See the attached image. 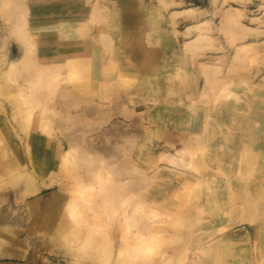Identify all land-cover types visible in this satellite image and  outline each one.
<instances>
[{"label":"rangeland","instance_id":"rangeland-1","mask_svg":"<svg viewBox=\"0 0 264 264\" xmlns=\"http://www.w3.org/2000/svg\"><path fill=\"white\" fill-rule=\"evenodd\" d=\"M1 189L0 264H264V0H0Z\"/></svg>","mask_w":264,"mask_h":264},{"label":"bare ground","instance_id":"bare-ground-1","mask_svg":"<svg viewBox=\"0 0 264 264\" xmlns=\"http://www.w3.org/2000/svg\"><path fill=\"white\" fill-rule=\"evenodd\" d=\"M187 43H185V44H187ZM72 101L73 100H67V102H65V101L57 100L56 101V105L60 108L61 112L62 111L64 112V109H65V106L67 105V103H70ZM120 110H121V105L120 104H113L110 107H108V110L102 111V112H98V110H96L95 107H91V108H88L86 111H83L82 112V114H83L82 116L83 117L89 116V117H93L94 118L96 116H93V115L96 114V113L99 114L98 116H102L104 113H109V114L110 113H112V114L115 113L116 114V113L120 112ZM63 122H64V118H60L58 120H54V125L57 128V130H58L57 133H59L60 136H62V138L65 139L64 146L60 142H58L57 145H56L58 147V149H60L59 152H57L60 156H66L67 153L72 148H75L77 146H81V142H83L84 146H86L94 155L98 156L103 161L114 160V162H117V161L120 160V152L118 153L117 150H115L114 148H116V144H118L117 141L121 137H123L125 134H128L127 132H125V129H127L128 127H125L124 125L111 124L109 126L110 128L103 129V131H104V132L102 131L103 132V137H102L101 141H99V143L96 144L94 142L93 143H89L87 141L88 139H86V142H85V137L81 133H76V134L73 133V134H65V135H63V133H64V132H62ZM141 127H142V124L139 125V132L137 133L138 136H142ZM135 128L136 127H135V123H134V124L131 125L130 130H133V132H135L136 131ZM46 140L49 141V139H46ZM3 190L4 189L0 190V248L3 246V244L6 245V244L11 243L12 240H13V236L17 232V230H20L22 227L26 226L25 225V219H24V217H22L21 213L18 212V209L17 208L14 209V208L11 207V203H10L11 198H7L6 199L5 197H3L4 194H5L4 191L7 190V189H5L4 191ZM55 194H56V192H55ZM10 195L15 197L13 194H10ZM3 205H5V207ZM32 216H34V215H32ZM28 223H29V221H28ZM87 227H88V229H94L96 226H94L92 224H88ZM86 232H88V231H86ZM80 236L82 237V233L80 234ZM90 242H92V240H90ZM90 242L87 241V243H89V244H90ZM96 242H97V240H96ZM29 244H30L29 246H31L30 247L31 250L25 256L24 264H37V260L33 256V254L35 252L34 250H37V249L39 250L40 248L44 249V246H45L44 244H46V239L42 240L40 237H35V238L30 240ZM89 244H87V246ZM100 244L98 243L99 246H97V248L100 247ZM90 247H92V246H90ZM46 249H44V250H46ZM94 249H96V247ZM1 254H2V250L0 249V256H1ZM111 258H112V256H111ZM110 262H111V260H110ZM115 264H116V262H115Z\"/></svg>","mask_w":264,"mask_h":264}]
</instances>
